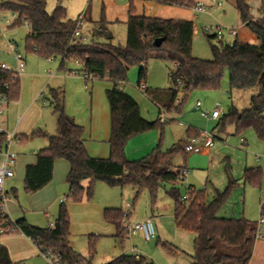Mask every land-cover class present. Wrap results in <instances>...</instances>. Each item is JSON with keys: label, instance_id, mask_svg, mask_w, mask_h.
Returning <instances> with one entry per match:
<instances>
[{"label": "trees", "instance_id": "16d2710c", "mask_svg": "<svg viewBox=\"0 0 264 264\" xmlns=\"http://www.w3.org/2000/svg\"><path fill=\"white\" fill-rule=\"evenodd\" d=\"M65 0H57L52 12L47 10V0H1L0 12H14L18 20L12 26L27 24L29 31L25 37V50L43 59H61V69L67 62H78L81 72L87 74L86 80L108 79L113 87L106 90L110 109V155L108 158L92 157L83 138L84 129L77 124L65 109L63 90L50 89L49 104L56 115L57 130L53 135L40 133L48 138L49 144L36 154V163L26 167L24 189L34 194L53 177L54 163L64 159L70 165L67 174L69 194L66 200L74 202L91 200L94 186L104 181L111 187L133 185L137 195L147 190L155 203L159 189L169 184L167 194L174 201V218L178 228L195 234L193 242V264H249L253 255L256 221L247 218L221 217L218 212L229 199L237 184L230 178L223 191L209 200L204 190L189 193V202H183L179 182L184 180L181 169L174 170L172 160L183 151L180 143L166 151L160 145L148 156L140 160H129L125 153L127 142L134 136L159 131L160 142L165 125L161 117L154 121L144 118L137 100L120 87L127 80L130 67H140L138 85L144 84L147 77V65L152 59H162L173 63L171 70L172 87L164 90L146 88L151 100L162 111L180 114L184 103L191 93L198 90H219L226 71H228L230 89H248L259 87L251 96L250 107L239 111L232 106L221 121L220 127L227 124L235 127V133L241 135L248 129H254L260 139H264V0H261L260 16L255 18L246 0H236V7L242 24L255 35L257 42L250 43L236 39L231 44L211 45L213 59L206 60L193 55L195 25L193 21L166 19L148 15H137L134 0H130L127 19V38L125 44H111L100 40L82 42L73 38L76 21L67 16L63 5ZM147 1V0H141ZM162 5H171L192 9L197 0H150ZM96 26L93 36L97 39L107 34L106 19ZM162 39L160 46L154 41ZM208 38H216L215 35ZM180 82V84H179ZM21 80L14 77L12 71L0 68V96L8 101H18ZM182 94V97H179ZM188 138L199 137L201 133L191 128ZM17 137V136H16ZM27 138L23 135L19 140ZM7 133L0 132V150L7 142ZM245 184L261 187L263 173L261 168H247L242 176ZM88 181L87 186L83 182ZM14 194V188L8 191ZM264 210V204H263ZM104 219L116 227V236L123 240L126 236L123 227L121 208H105ZM0 228L6 233L19 231L28 237L40 253L51 252L62 257L64 264H87L84 256L77 253L69 241L70 214L65 202L52 227H39L28 223L25 218L12 221L8 215L0 212ZM96 236H89V255L94 257ZM0 264H15L10 259L8 249L0 244ZM109 264H152L144 256L123 254Z\"/></svg>", "mask_w": 264, "mask_h": 264}, {"label": "rangeland", "instance_id": "374dc122", "mask_svg": "<svg viewBox=\"0 0 264 264\" xmlns=\"http://www.w3.org/2000/svg\"><path fill=\"white\" fill-rule=\"evenodd\" d=\"M1 1V0H0ZM141 0H134L136 2ZM201 1L206 6L220 3L221 6L213 10L211 15L204 18L203 13L198 14V19L194 20L196 31L193 38V55L202 59L211 60L213 54L211 45H226L231 44L236 40V36L226 32L223 39L213 38L215 30L206 32L204 27L222 25L227 28H236L239 32L243 29L239 12L236 7V0H197ZM249 4L250 11L253 16L260 15L261 0H246ZM157 3V2H156ZM57 5V0H47V10L52 12ZM63 5L67 9V16L69 19L76 21L78 16L84 13V24L82 26L83 35L87 36L88 41H103L111 44H125L127 38V19L130 6V0H65ZM136 7V6H135ZM187 14L190 9L183 8ZM7 14L8 12H0ZM91 15V16H90ZM91 17V18H90ZM106 19L107 34L112 35L113 38H108L107 34L97 39L93 36L94 29L102 21ZM95 19V20H94ZM4 34H0V62H5L9 66L14 67L15 61L13 53L10 50L9 43L18 44V50L25 56H32L25 50V36L28 33V27L23 24L21 26L7 27L2 23ZM250 42V41H249ZM257 42V39H256ZM250 42V43H256ZM175 69V65L162 59H152L147 65V77L145 83L154 90L170 89L172 87V79L170 71ZM140 67H130L127 75V80L120 84L121 88L128 86L130 91L137 86L139 79ZM102 81V80H101ZM132 87V88H131ZM229 88L228 71H226L222 86L219 90H198L189 95L181 114L176 112L163 111V117L168 121L165 128L167 131L163 134L161 140L162 151H166L173 142L170 128L174 130V135L185 133V128L189 120L195 115H201L203 109L208 108L212 110L216 103H219L221 110V118L228 112L231 105H234L239 110H244L250 107L251 96L258 92L259 87H252L248 89H233L232 94L226 93ZM126 91V90H125ZM127 92V91H126ZM129 93V92H128ZM131 94V93H130ZM27 94L25 93V96ZM132 95V94H131ZM22 96V85L20 97ZM19 97V99H20ZM147 97V96H146ZM182 97V94H179ZM148 98V97H147ZM44 99H39L38 104L43 110L37 108H30L23 110V112L13 113L9 112L10 124L14 129L16 128L19 134L17 139L12 143L11 151L18 154L22 158L23 155H30L35 149L36 153L41 150L40 145L46 142L44 136L34 134L38 131L41 125L43 129L49 132L55 131L56 120L53 107L50 104L42 105ZM150 104L154 105L157 114L158 107L148 98ZM200 101L203 105L201 110L197 109L196 103ZM14 101H9L12 104ZM211 112V111H209ZM7 113L2 116H6ZM211 128L205 130L214 136L216 144L225 142L224 148L218 151V155L212 158L211 162L206 159L204 166L189 167V173L180 184L181 196L187 193V185H195L196 190L204 189L206 184L209 186L208 195L212 198L211 184L207 183L215 179L216 183L223 178L225 168L227 173L233 177H240L242 170L245 167V159L249 163L258 160L264 154V139H260L254 129H248L243 136L233 135L231 129L232 124H227L224 131L214 128L216 122H210ZM32 127V128H31ZM213 128V129H212ZM12 131H8L9 133ZM23 132V133H22ZM158 134L159 131H158ZM23 135L27 138L19 140ZM242 138L247 140V145L241 141ZM173 141V140H172ZM178 142V141H177ZM46 145V144H45ZM38 147V148H36ZM184 154L178 153L172 163L178 167L183 162ZM20 160V159H19ZM64 160V159H63ZM66 161V160H65ZM21 163L15 166L16 177L10 182L16 191V196L10 194L11 200L7 202V213L9 219L15 222L18 218H25L28 223L39 227H51L54 223L58 208L61 202L69 204H79L82 202L95 204L97 207H103V214L105 208H121L122 211L126 209V203L131 204V214L129 222L135 223L147 219V216L153 217V222L156 226V237L152 240H146L141 232L134 235H126L123 240L116 236L115 233L110 234L105 227L107 222L103 214L100 217L87 212L84 206H75L71 211V221H73V233L70 232L69 241L82 256L89 260L90 264H109L115 258L123 254H132L136 256H144L148 262L152 264H189L193 256V242L195 234L189 231L178 228L175 224L174 201L167 194L170 188L169 184L163 185L157 194L155 203L147 190H144L137 195V187L133 185H126L124 187H111L104 181L96 182L94 186L93 197L91 200L85 199L80 202L72 200L57 201L50 206L45 215L40 207H35L32 196L35 194H28L24 189V177L20 170ZM251 166H249L250 168ZM257 167V166H256ZM21 168V169H20ZM263 173V172H262ZM234 177V178H235ZM188 180V181H187ZM67 182V181H66ZM239 183V186H238ZM8 184V183H7ZM69 188V184H65ZM10 186V184L8 185ZM262 187V186H261ZM261 187H255L250 184H245L243 179L237 180V184L232 190L227 203L220 209L218 215L221 217L231 218H248L251 221L259 219L261 214V203L264 200V194L260 192ZM11 191V186L8 187ZM37 193V192H36ZM62 192H59V196ZM261 199V200H260ZM98 204V205H97ZM109 225V223H108ZM126 234V231H125ZM95 235V254L93 258L89 255V236ZM1 235L0 237H2ZM0 243L8 247L11 258L14 261H23L26 264H46L41 255L34 254V246L24 238L19 231H13L4 235L0 239ZM135 248V251H132ZM89 264V263H87Z\"/></svg>", "mask_w": 264, "mask_h": 264}, {"label": "crops", "instance_id": "0c3cea01", "mask_svg": "<svg viewBox=\"0 0 264 264\" xmlns=\"http://www.w3.org/2000/svg\"><path fill=\"white\" fill-rule=\"evenodd\" d=\"M198 3H202V2L199 1ZM203 5L206 8V11L202 12L204 15V18L211 15L212 9L216 10L221 6V5L218 6L219 3L216 5L212 4L210 6H206L205 4ZM135 6H136L137 15H148V16L166 18V19H169V18L182 19V20H189L193 22L194 20L198 19V14L194 13L192 9H190L189 11L193 15H190V14H187V12H185L182 7L162 5L154 1H150V0L141 1V2L137 1L135 3ZM259 16H254V17L257 18ZM83 24H84V21H83ZM242 26H243V29L240 30L239 32L237 31L236 39H239L242 41L256 42L255 35L252 34L244 24H242ZM195 31H196V25H195ZM81 33L83 34L82 27H81ZM110 38H113V36L111 35ZM31 55L32 56L30 57L24 56L26 67H25L24 73L20 77L21 85H22V96L20 97L18 101H14L12 104L8 103L3 109L2 113L0 114V121L3 123L5 131L8 132L12 129L10 133H13L15 135L19 134L16 128L14 129L13 127H11L12 125L10 124V120H9L10 110L13 113L23 112V110L30 109V108H37L39 110H43L38 104L39 99L40 98L44 99L42 102V105H45L46 103L49 104L50 102L49 98L51 97L50 89L63 90L65 94L66 112L68 115L74 118L77 124L83 127L84 129L83 138H84L88 153L92 157L108 158L110 155L109 138H110L111 123H110V109H109V104L106 98V90L113 87L114 85L113 82H111L108 79H103L102 81L95 80V79L86 80L83 77V73L81 72L82 65L78 62H67L66 68L61 69L60 67L61 59L60 58L43 59L34 54H31ZM14 67H15V64H14ZM14 67H11V68H14ZM144 84H145L146 90L147 89L154 90V89L149 88L145 82ZM136 85L137 86H135V88L131 87L133 92L130 91L128 86H125L123 89L129 92V94L131 93L132 96L137 100L140 106V111H141L142 116L150 121H154L157 118L162 117L164 110L160 114V109L155 104L158 107V110H157L158 112L156 114V111L154 108L155 106L150 104L148 100V98H150L151 100L149 93H145V90L139 89V85L138 84ZM25 93L27 94L26 96H25ZM226 93L232 94V90L230 89V86L229 88H227ZM202 105L203 104L201 103V106ZM201 106L199 110H201L202 108ZM232 106L234 105H231V107ZM208 108L203 109V111L209 112L214 109L213 108L212 110H209ZM5 113H7V115L2 116ZM220 118L217 120H212V119L204 118L202 114L195 115L193 116V119L191 118L189 120L190 123L186 125L187 127H184L185 133L182 135H180V133L178 135H174V131H173L174 129L172 127L170 128V132L172 134V140H173V141L171 140L170 142H173V144L169 148H167V150L170 149L175 144L180 143L183 148L182 153L184 154L183 162L180 163V166L176 167L173 164L174 170L182 169V168H189V167L193 168V167H198L201 165L204 166L205 165L204 162L206 159L210 163L212 161L211 159L219 154L218 151L226 147L224 146L225 142L223 141H221V143H218V144L214 142V146L212 148H206V149H203L201 152L194 153L188 149V145H187L188 139H189L187 131L190 128L202 134L206 132L205 130L211 128L210 122H216L214 128H217L220 131H224L225 129L222 130L219 125L221 121ZM55 120H56V116H55ZM42 126L44 125H41L38 129L40 133H46L47 135H53L56 133V130H57V121H56L55 131L49 132L47 129H43ZM167 129H168V126L164 129V134L167 131ZM231 133H233V135H237L235 133L234 125H233V128L231 129ZM240 136H243V135L241 134ZM43 139L46 142L45 143L46 145L44 143L40 145L42 146L41 149L47 147L49 144V140L47 137L44 136ZM241 141L244 145H247L248 143L245 138H242ZM158 145H160L161 147L160 134H158V131L152 130V131L145 132L143 134H139L137 136L132 137L126 144L125 153L129 160H140L150 155L156 149ZM37 150L38 149H35L30 155H23L22 158L18 156V154H16L17 155L16 167L17 165L21 163L22 170L20 171L22 172L24 178H25V171H26L27 165L36 163ZM244 166L245 167L242 170V174L239 175L240 177L234 176L235 177L234 178L233 175H230L229 173H227V169L225 168L226 174L223 176V178L220 177V180L217 183L215 179L210 181V179L208 178L207 183L209 185L211 184L212 192H214L213 193L214 195H212L211 199H213L216 196L217 191H223L226 189V187L229 184L230 178L236 180V182L237 180L242 179L244 170L249 168V166H251L250 168H257V167L261 168L263 172V182H262V187H261L260 192L264 194V154L258 160L256 161L252 160L251 163H249L248 160L245 159ZM69 170H70V165L67 161L63 159H57L54 163L53 177H52L51 182L32 196L31 199L33 200L35 207H40L42 212L45 215H48L47 209L50 206H52V204L56 202L57 199L60 202L61 200L63 201L64 198L68 196L69 188L65 184L67 183L66 178H67V174ZM16 175L17 174L15 170V176L13 178H15ZM13 178L6 181L7 191L9 190L8 187L11 186L10 189L13 188L12 184L10 183L13 180ZM9 184L10 186H8ZM87 184H88V181L83 182V186H87ZM180 184L181 182L178 183L179 186ZM238 186H239V183H238ZM187 187L193 188L194 190H196L195 185L193 184H188ZM208 189H209V186L206 184L204 189H200L196 191L204 190L206 194L208 195ZM59 192H62V195L59 196ZM208 198H209V195H208ZM211 199L209 198V200ZM10 200L11 198L8 200V203ZM78 205L81 207L84 206L85 208L83 209H86V211L90 212V214L94 213V215H97V217L101 218V215L103 214V210H102L103 207H100V206L97 207L95 204H91V203L85 204V202H82L79 204H69L67 206L69 210V214H72L71 210L75 206H78ZM58 211H59V208H58ZM173 216H174V212H173ZM21 218H18V219H21ZM146 218L153 219V217L151 216H147ZM18 219H16L15 221H17ZM105 227L107 228L110 234L115 233L114 227H112L110 223L109 225L107 223ZM72 228H73V221H71V216H70V232L73 233ZM21 235L24 238H26L34 246L35 248V250L33 251L34 254L41 255L40 251L34 245V243H32V241L25 235L23 234ZM2 237H0V239ZM2 245L5 246L4 244ZM71 246H73V244H71ZM5 247L8 249L7 246ZM72 248L75 250L74 247ZM8 252L10 255L9 249H8ZM76 252L79 253L78 251ZM10 259L15 264H20V262H22V261H14L11 258V255H10ZM193 262L194 260L192 256L191 262L189 264H193ZM249 264H264V238L256 240L254 244L253 255H252V258Z\"/></svg>", "mask_w": 264, "mask_h": 264}, {"label": "built area", "instance_id": "2783aa9c", "mask_svg": "<svg viewBox=\"0 0 264 264\" xmlns=\"http://www.w3.org/2000/svg\"><path fill=\"white\" fill-rule=\"evenodd\" d=\"M221 4L219 3L218 6ZM193 12L196 14L206 11L205 6L202 3H198L194 8ZM18 20V14L14 12H8L7 14L0 13V34L3 35L4 30L2 28V23L6 24L7 27H12ZM84 21V13L80 14L76 20V26L73 31V38L79 39L82 42H87L88 38L81 33V27ZM28 27L27 24H25ZM215 30V37L218 39H223L226 32L230 33L233 36L237 35L236 28H227L222 25L207 26L204 28L206 32L209 30ZM10 50L13 53V59L15 61V67L11 68L7 63H0V68L7 71H12L14 77H21L25 71V59L24 55L18 50V44L9 43ZM83 77L88 78L87 74H83ZM180 84V82H179ZM145 84L139 85V89L144 90ZM9 103L6 96H0V114L2 113L5 106ZM201 102L198 101L196 107L199 109ZM219 103L217 102L214 109L211 112L202 111L201 114L206 119L217 120L221 117V110L218 108ZM162 121H166V118L161 117ZM0 132L7 133V142L3 149L0 150V212L3 215L7 214V202L10 199L8 191L6 189V181L12 179L15 176V166L17 161V155L11 151L12 143L17 139V135L13 133L6 132L3 126V123L0 121ZM202 140V141H201ZM243 141V140H242ZM188 149L191 152L198 153L203 149L212 148L214 146V136L209 132H204L199 137H192L188 139ZM189 171L187 168L181 169V175L185 179ZM193 188L187 187V193L182 196L181 200L183 202H189V193L194 192ZM264 200L261 203V214L257 220V227L255 230V239L259 240L264 238V210H263ZM131 214V204L126 203V209L123 210V227L125 228L126 235H134L138 232H141L146 240H152L156 237V226L152 218H147L140 222L130 223L129 216ZM9 217V216H8ZM10 218V217H9ZM53 226V225H52ZM51 226V227H52ZM7 231L3 228H0V236L6 233ZM132 251H135V248H132ZM42 257L45 260L46 264H64L62 257L59 255H53L51 252L41 253ZM138 257V256H137ZM20 264H26L25 262H20Z\"/></svg>", "mask_w": 264, "mask_h": 264}, {"label": "water", "instance_id": "95a60500", "mask_svg": "<svg viewBox=\"0 0 264 264\" xmlns=\"http://www.w3.org/2000/svg\"><path fill=\"white\" fill-rule=\"evenodd\" d=\"M107 37L110 38L111 35L107 34ZM161 43H162V39H161V38H157V39H155V41H154V45H155V46H160Z\"/></svg>", "mask_w": 264, "mask_h": 264}]
</instances>
